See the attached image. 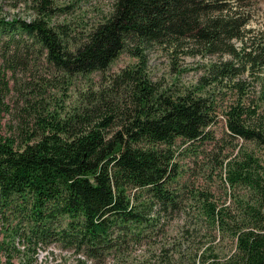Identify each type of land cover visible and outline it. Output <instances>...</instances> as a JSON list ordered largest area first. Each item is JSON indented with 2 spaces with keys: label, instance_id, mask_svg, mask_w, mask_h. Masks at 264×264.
<instances>
[{
  "label": "trees",
  "instance_id": "trees-1",
  "mask_svg": "<svg viewBox=\"0 0 264 264\" xmlns=\"http://www.w3.org/2000/svg\"><path fill=\"white\" fill-rule=\"evenodd\" d=\"M250 2L114 0L109 15L74 40L67 24L50 22L63 8L52 0H31V19L0 18V104L9 90L8 72L28 59L25 39L70 75L105 71L128 43L179 39L206 54L243 58L246 68L250 51L243 53L245 48L233 41L242 45L249 32L243 8ZM216 68L215 79L218 73H239ZM83 99L64 116L35 114L33 129L22 128L28 117L21 120V112L18 132H0V264H35L40 250L52 243L74 250L78 260L83 255L100 263L123 245L115 244L121 234L140 236L157 224L155 213L180 210L179 192L172 186L178 175L173 145L178 138L204 137L213 119L209 95L161 88L140 71L124 70ZM243 113L242 106H229L226 128L254 141L260 155L242 152L228 159L225 176L245 186L248 195L240 200L238 214L226 205L209 203L206 209L212 224L231 235L233 251L221 258L212 244H163L160 264H264V113L246 119ZM131 187L139 191L134 198L127 193Z\"/></svg>",
  "mask_w": 264,
  "mask_h": 264
},
{
  "label": "rangeland",
  "instance_id": "rangeland-1",
  "mask_svg": "<svg viewBox=\"0 0 264 264\" xmlns=\"http://www.w3.org/2000/svg\"><path fill=\"white\" fill-rule=\"evenodd\" d=\"M114 0H52L64 10L51 17L52 24H67L74 40L103 20L112 10ZM31 0H0V18L29 20L34 17ZM250 20L244 40H234L237 48L250 51V62L246 68L243 58L233 59L228 54H206L198 51L188 39L172 42L128 43L105 71L67 74L48 60L38 44L26 40L28 61L8 72L9 90L6 101L0 104V132L10 128L18 132L21 112L26 121L24 130L34 128L35 114L45 117L64 116L76 109L90 89L111 83L122 71H140L152 83L176 92L190 89L209 95L213 100V119L204 128V137L185 141L178 138L174 145V160L178 175L172 186L179 192L180 210L173 214L155 213L157 224L147 227L140 236L121 234L115 244H123L109 250L102 262L97 258L85 259L62 243H52L42 249L35 264H160L162 246L170 244H212L223 258L234 249L230 234L222 232L212 224L206 209L209 203L216 208L223 205L238 214L240 200H246L247 188L232 184L225 176V162L242 152L260 155V147L252 140L233 136L225 125L226 110L231 105L244 109V119L264 113V0H251L243 8ZM244 45V46H243ZM243 49V48H242ZM30 50V51H29ZM241 57V55H239ZM224 62H230L225 64ZM242 65L244 68H242ZM227 66L238 69L237 75L222 76L216 67ZM198 83H205L199 89ZM139 191L131 187L127 193L134 198ZM133 194V195H132ZM243 202V201H242ZM0 222V239L4 235ZM184 229L187 231L185 232ZM181 231L185 236L179 239ZM171 249L167 254L170 261ZM201 263V262H199ZM168 264V263H166ZM173 264H185L175 262Z\"/></svg>",
  "mask_w": 264,
  "mask_h": 264
}]
</instances>
